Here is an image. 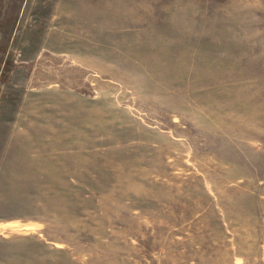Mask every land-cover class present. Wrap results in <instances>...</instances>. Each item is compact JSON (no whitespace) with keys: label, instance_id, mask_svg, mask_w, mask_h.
Here are the masks:
<instances>
[{"label":"rangeland","instance_id":"rangeland-1","mask_svg":"<svg viewBox=\"0 0 264 264\" xmlns=\"http://www.w3.org/2000/svg\"><path fill=\"white\" fill-rule=\"evenodd\" d=\"M0 264H264V0H0Z\"/></svg>","mask_w":264,"mask_h":264},{"label":"bare ground","instance_id":"bare-ground-1","mask_svg":"<svg viewBox=\"0 0 264 264\" xmlns=\"http://www.w3.org/2000/svg\"><path fill=\"white\" fill-rule=\"evenodd\" d=\"M194 88H195V87H194ZM186 92H187V91H186ZM238 108H239V107H238ZM257 110H258V109H257ZM257 110H256V111H257ZM259 110H260V109H259Z\"/></svg>","mask_w":264,"mask_h":264}]
</instances>
